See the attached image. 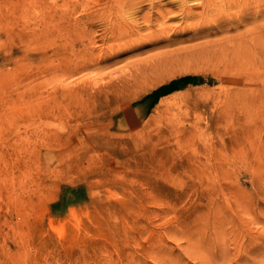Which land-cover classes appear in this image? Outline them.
<instances>
[{
	"label": "rangeland",
	"instance_id": "1",
	"mask_svg": "<svg viewBox=\"0 0 264 264\" xmlns=\"http://www.w3.org/2000/svg\"><path fill=\"white\" fill-rule=\"evenodd\" d=\"M106 1L0 0V264H264V0Z\"/></svg>",
	"mask_w": 264,
	"mask_h": 264
},
{
	"label": "bare ground",
	"instance_id": "2",
	"mask_svg": "<svg viewBox=\"0 0 264 264\" xmlns=\"http://www.w3.org/2000/svg\"><path fill=\"white\" fill-rule=\"evenodd\" d=\"M87 1L88 0H75V6L76 7H83L84 4H87ZM136 1H139V0H114V1H106L104 3L103 9L101 11H99V12L96 13V16L102 21L103 26H104L105 30L108 31L107 33L109 35L112 34L111 31L114 30L115 26L117 27L116 28V31L123 32V35L124 36H129V34H133L134 32H135L134 33V36L138 35L137 28H139V25H138V22H137L136 17L134 16L137 13H138V15H142L141 16V20L143 22L148 21L149 24L147 26H148V29L149 30L152 29V26H153L152 23H153V21H159L158 16L161 14V10L168 11V12H172V13L175 12V10H176V12L177 11H180V13L181 12H186L185 14H189L190 13V11L185 8V0H179V6L177 5L178 7H176L174 10H170V9H173V7H167L166 9H162L161 8V5L159 3H157V4H156V2L154 3L155 0H147V2H149V4H150L149 7L152 8V10L155 9L154 16L153 15H149V12L145 11L144 7L141 6L144 2H142L141 5H138L137 9L135 10L136 5H137V2ZM142 1H144V0H142ZM144 4H146V3H144ZM198 9H199V6H198ZM149 10L151 12V9H149ZM193 10H195V9L193 8ZM136 11H137V13H135ZM200 11H202V9L199 10V13H201ZM176 12H175V14H176ZM193 13H194V11H193ZM191 15H193V14L190 13V15H189L190 18H191ZM143 17H144V19H143ZM194 17H195V14H194ZM197 17H198V15H197ZM200 17H202V16H200ZM163 19H165V16L163 17ZM184 19L186 20L187 18H184ZM185 20H183V21H185ZM187 20H189V17H188ZM200 20H201V18H200ZM180 28H182V27L181 26L180 27L178 26V29H180ZM138 79L140 80V83L143 82V81L141 82L142 76L139 77ZM144 81L146 82V80H144ZM135 82L137 83V80ZM145 82H143V84H138V85H141L142 86V85L145 84Z\"/></svg>",
	"mask_w": 264,
	"mask_h": 264
}]
</instances>
